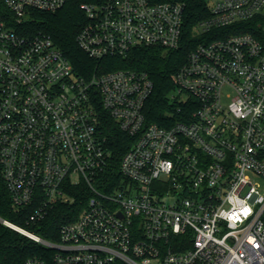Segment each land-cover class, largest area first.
I'll return each mask as SVG.
<instances>
[{"label":"built area","instance_id":"1","mask_svg":"<svg viewBox=\"0 0 264 264\" xmlns=\"http://www.w3.org/2000/svg\"><path fill=\"white\" fill-rule=\"evenodd\" d=\"M69 1L0 0L1 179L33 222L81 199L57 241L0 217L54 252L27 264H264V0H207L168 95L183 119L169 126L148 122V72L79 74L33 29ZM80 8L78 45L98 61L186 43L178 1ZM108 118L132 138L120 159Z\"/></svg>","mask_w":264,"mask_h":264},{"label":"trees","instance_id":"2","mask_svg":"<svg viewBox=\"0 0 264 264\" xmlns=\"http://www.w3.org/2000/svg\"><path fill=\"white\" fill-rule=\"evenodd\" d=\"M84 1L86 0H70L65 7L56 12L37 13L31 25L36 31L41 30L54 39L57 47L70 59L79 74L91 75L94 72L120 68L148 72L155 83V90L146 109L148 122L169 126L173 122L172 119L174 121L183 119V114L178 111L181 104L177 100L171 101L168 95L175 88L173 75L185 62L189 50L197 42L191 37L193 27L210 15L207 0H153L155 2L178 1L184 5L186 22L184 47L164 51L160 47L138 46L133 48L126 58L108 57L102 61L88 56L77 42L78 32L86 21L85 14L80 8V4ZM250 30L257 34L258 26L254 24ZM182 105L187 104L182 103ZM187 110L186 106L184 111ZM106 133L113 152L120 159L132 143V138L122 132L110 118L106 123ZM80 200L78 198L74 205L60 203L52 208L41 221H30L32 208L17 210L13 207L10 194L1 179L0 167V217L33 231L47 240L59 239L60 226L72 217L73 208L80 207ZM53 254L52 249L44 247L0 220V264H27V261L34 257L51 260Z\"/></svg>","mask_w":264,"mask_h":264}]
</instances>
